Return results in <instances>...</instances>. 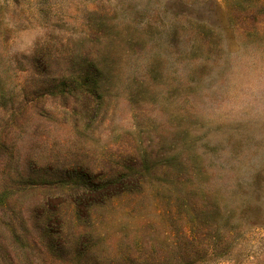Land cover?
I'll return each mask as SVG.
<instances>
[{
    "label": "trees",
    "instance_id": "1",
    "mask_svg": "<svg viewBox=\"0 0 264 264\" xmlns=\"http://www.w3.org/2000/svg\"><path fill=\"white\" fill-rule=\"evenodd\" d=\"M23 2L4 0L9 11L22 9ZM207 2L198 0L199 6L193 9L188 0H162L163 8L157 7L149 20L139 23L137 19L145 12L140 8L142 1L107 0L108 4L87 12L86 26L91 27L85 36L87 49L62 57L68 66L58 74L48 69L46 38H41L32 51L40 65L31 70L34 79L12 84L7 71L10 85L7 93L0 90V97L7 94L15 102L10 112L12 125L18 127L32 114H51L46 104L52 100L72 126L80 129L83 119L95 118L106 100L110 59L121 57L128 44V50L137 45L158 57L163 51L179 53L190 72L188 79L191 74L228 68L232 40L259 48L264 40V0ZM210 12H221L223 20L211 18ZM6 151L7 155L12 152L0 135V159ZM197 157L203 162L200 168L184 152H173L170 161L175 162L169 165L156 162L150 167V156L139 152L133 161L112 163L100 172H92L91 166L72 171H60L57 166L43 178L36 169L17 172L14 184L0 189V229L7 230V264H207L230 256L242 246L249 229H264V183L238 180L242 168L224 163L212 171L205 158ZM160 175L169 182L151 180ZM154 191L170 193L174 201L167 214L171 225L177 226L167 240L173 251L182 252L175 262H170L174 257L151 250L144 253L110 244L111 233L101 231L109 216L91 209L113 206L124 197L130 198V207ZM21 196H30L32 202L28 212L19 214L10 201ZM87 205L83 216L81 208ZM186 211L189 215L184 217Z\"/></svg>",
    "mask_w": 264,
    "mask_h": 264
},
{
    "label": "rangeland",
    "instance_id": "2",
    "mask_svg": "<svg viewBox=\"0 0 264 264\" xmlns=\"http://www.w3.org/2000/svg\"><path fill=\"white\" fill-rule=\"evenodd\" d=\"M139 1L145 11L139 23L149 20L157 7L163 8L162 0ZM188 1L193 9L199 6L198 0ZM103 4L107 0H24L22 9L9 11L0 0V90L7 93L10 85L7 71L12 84L34 79L31 70L40 65L32 51L41 38H46L49 71L58 74L65 69L68 64L62 57L87 49L88 10ZM210 13L211 18L223 20L221 12ZM259 45L255 50L232 40L228 68L206 70L197 77L191 74L188 79L190 72L179 53L163 51L158 57L137 45L128 50V44L121 57L109 58L106 100L95 118L83 119L80 129L52 100L46 102L51 114H32L15 127L10 121L15 102L7 94L0 97V135L12 151L0 159V189L12 186L17 172L36 169L39 178L49 176L57 166L60 171L91 166L92 172H100L139 152L150 156V167L156 162L169 165L175 162L170 161L173 152H184L200 168L203 162L197 156L201 155L212 171L224 163L242 168L236 179L264 183V40ZM165 179L169 182L164 175L151 178L157 183ZM31 202L30 196H21L11 199L10 205L20 214L28 212ZM130 203L124 197L113 206L91 208L109 216L101 231L111 233L110 244L178 260L181 250L173 251L167 240L177 226L171 225L167 214L174 203L170 193L148 192L129 207ZM87 211L88 205L81 208L83 216ZM185 213L184 217L189 215ZM0 238L4 240H0V264H7L5 228L0 229ZM241 245L230 256L207 264H264V229H249Z\"/></svg>",
    "mask_w": 264,
    "mask_h": 264
}]
</instances>
